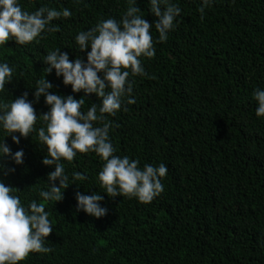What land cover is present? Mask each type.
<instances>
[{
  "label": "trees",
  "instance_id": "trees-1",
  "mask_svg": "<svg viewBox=\"0 0 264 264\" xmlns=\"http://www.w3.org/2000/svg\"><path fill=\"white\" fill-rule=\"evenodd\" d=\"M182 9L166 42L150 29L156 55L141 58L149 77H135L132 97L122 102L112 121L110 138L116 155H128L144 164L164 163V191L150 203L136 198L108 197L105 216L96 218L77 212L76 191L103 192L97 174L102 161L95 153H78L63 161L87 179L76 181L59 202H44L53 232L45 239L48 253H30L19 264H264V117L255 114L257 103L250 96L264 88V0H214L198 11L201 0H172ZM24 10L42 5L68 8L69 18L52 21L59 30L39 42L17 45L9 41L0 48V61L14 66L12 82L0 99L9 102L32 91L35 81L47 78L53 91L73 94L55 72L47 76L42 58L57 47L70 59L84 56L75 34L100 19H120L126 0H20ZM142 15L151 23L148 0H137ZM237 80L247 82L245 92ZM82 111L100 98L83 97ZM39 114L47 111L43 97L34 104ZM13 151L23 148L24 163L5 178L22 203L43 202L38 195L53 169L41 163L47 155L34 132L20 145L5 137Z\"/></svg>",
  "mask_w": 264,
  "mask_h": 264
},
{
  "label": "clouds",
  "instance_id": "clouds-1",
  "mask_svg": "<svg viewBox=\"0 0 264 264\" xmlns=\"http://www.w3.org/2000/svg\"><path fill=\"white\" fill-rule=\"evenodd\" d=\"M126 3L128 6L120 19L102 18L95 26L75 34V42L84 56L70 59L68 51L57 47L42 58L47 76L54 71L63 85L71 86L72 93L83 92L79 99L73 94L53 91L57 86L47 78L35 81L33 99H29L28 91L9 102L0 99V130L5 137L20 145L22 138L27 139L35 132L47 150L41 163L53 169L47 173L45 187L38 191L43 202L32 200L25 205L16 189L5 182L16 171L15 167L7 166L5 158L21 165L24 150L13 151L6 139H0V264H19L30 253L52 251L44 243L53 232L44 202L62 201L64 191L71 184L79 187L75 182L87 179L83 172L73 171L70 178L65 171L63 161L72 162L78 153H95L103 162L97 178L104 191L91 194L76 191L77 212L96 218L105 216L108 208L101 203L105 200L102 193L111 198H136L147 204L164 191L162 179L167 175V166L146 163L141 168L139 159L116 155L117 149L110 138L112 121L108 117L116 116L125 100L128 104L135 103L132 97L135 77H149L141 58L151 59L156 55L150 32L153 24L159 33L157 42H166L182 9L172 0H148L149 11L156 18L150 23L142 15L137 0ZM212 3L214 0H201L198 11L202 19ZM71 16L68 8L57 10L42 5L29 12L22 8L20 0H0V48L10 40L17 45L38 43L48 33L59 30L52 24L53 20ZM14 71V66L6 60L0 61V92L5 90L6 83L12 82ZM92 94L100 98V104L82 111L83 97ZM42 97L47 111L39 114L43 126L37 129L34 104ZM252 98L257 103L256 116L264 117V88H255Z\"/></svg>",
  "mask_w": 264,
  "mask_h": 264
},
{
  "label": "rangeland",
  "instance_id": "rangeland-1",
  "mask_svg": "<svg viewBox=\"0 0 264 264\" xmlns=\"http://www.w3.org/2000/svg\"><path fill=\"white\" fill-rule=\"evenodd\" d=\"M238 84L241 86V88L245 91V92H248V90H250L249 86H248V83L247 82H243V81H240V80H237ZM252 92L253 91H250V96H252ZM169 264H174L172 262L169 261Z\"/></svg>",
  "mask_w": 264,
  "mask_h": 264
}]
</instances>
